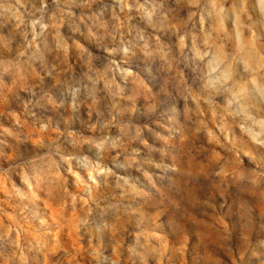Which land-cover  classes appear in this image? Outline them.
<instances>
[{"label": "rangeland", "instance_id": "374dc122", "mask_svg": "<svg viewBox=\"0 0 264 264\" xmlns=\"http://www.w3.org/2000/svg\"><path fill=\"white\" fill-rule=\"evenodd\" d=\"M261 145L264 0H0V264H264V200L202 195Z\"/></svg>", "mask_w": 264, "mask_h": 264}, {"label": "clouds", "instance_id": "9594fccd", "mask_svg": "<svg viewBox=\"0 0 264 264\" xmlns=\"http://www.w3.org/2000/svg\"><path fill=\"white\" fill-rule=\"evenodd\" d=\"M171 118L172 117H168V119ZM163 122L166 121H162V123ZM129 124L131 125L132 122L129 121ZM157 131L163 132V128L161 127L157 129ZM165 135H167V133H165ZM102 144L103 141H101L97 147L102 146ZM112 146L115 147L116 145ZM253 150L257 152V159L252 162L256 164V168H251V166H249L248 169H241L236 159H224L223 162L220 160L209 162L208 172L205 177L207 184L205 185L202 195L210 199L225 194H227L229 198H236L241 194L247 193L264 200V145ZM169 155L171 154L169 153ZM164 159L167 162L163 169L165 176L178 175V168L176 166L181 164L179 158L172 157L171 161H169V156L166 155ZM241 180L245 181V183H238V181ZM229 183L235 185L232 191L228 190ZM173 190L179 197V200L170 199L164 196V194H161L162 198L158 202H155L154 206L161 212L160 223L162 226L161 231L164 233V236L161 237L160 242L163 243L166 239L169 244V251L174 255L177 251L176 245L181 242L180 237L186 229L184 223L179 219L178 213L173 208L174 204L178 206L180 200L184 199L182 195L183 189L179 184H176ZM192 250H194V246H190V252ZM139 259L140 254L135 251V246H132L131 254L126 258V264L127 260H132L133 264H136V261Z\"/></svg>", "mask_w": 264, "mask_h": 264}]
</instances>
